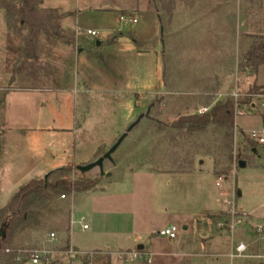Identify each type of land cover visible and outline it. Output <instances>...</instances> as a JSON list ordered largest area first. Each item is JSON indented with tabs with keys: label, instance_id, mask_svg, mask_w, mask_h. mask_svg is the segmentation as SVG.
<instances>
[{
	"label": "rangeland",
	"instance_id": "374dc122",
	"mask_svg": "<svg viewBox=\"0 0 264 264\" xmlns=\"http://www.w3.org/2000/svg\"><path fill=\"white\" fill-rule=\"evenodd\" d=\"M149 2L137 1L136 7V0H43L41 7L58 9L67 36H43L38 57L19 64L22 34L9 27L0 7V208L21 186L68 164L74 177L95 178L97 189L107 188L61 197L63 209L51 226L17 242L20 261L37 253V264H82L65 250L71 225V243L83 250L81 256L105 249L99 254H110L112 264H264V238L255 230L264 223V143L254 146V154L240 143L242 132L250 137L264 127V87L236 115L234 154L242 155L244 167L237 159L217 163L199 154L192 172L163 168L165 134L154 127L156 120L184 112L190 97L215 77L227 94L244 93L254 81L264 85V68L258 74L234 69L251 36L264 33V0H176L172 17ZM121 13L137 22H121ZM125 133L102 168L77 169ZM218 176L224 178L220 186ZM225 199L243 218L233 229L221 225L233 219ZM172 225L174 239L164 234ZM241 242L248 249L238 255ZM128 247L151 263L118 260L116 250ZM8 254L0 253L3 264ZM29 257L21 264H34Z\"/></svg>",
	"mask_w": 264,
	"mask_h": 264
},
{
	"label": "trees",
	"instance_id": "16d2710c",
	"mask_svg": "<svg viewBox=\"0 0 264 264\" xmlns=\"http://www.w3.org/2000/svg\"><path fill=\"white\" fill-rule=\"evenodd\" d=\"M140 5V0H137ZM149 4L158 12L159 4L163 6L169 17H172L176 0H149ZM41 0H24L19 5L14 0H0V7L5 10L9 27L16 33L22 34L23 47L19 63L25 59L38 57V46L43 36L49 39L61 37L59 28V14L56 8L41 7ZM264 68V33L253 34L248 48L239 56L236 68L238 74H258ZM221 82L215 77L201 92L190 97L183 105L184 112L178 113L172 120H156L154 127L165 134L168 152L163 156V168H170L174 172H192L197 155L214 156L231 164L240 157L234 154V140L238 126L236 112L238 107L252 106L253 98L259 94L264 85L256 81L250 88L239 93L237 97L227 95L217 98L221 91ZM202 107L208 108L200 113ZM156 115L162 116L159 106ZM264 125V113H260ZM212 136L208 141L206 137ZM240 142L250 153L254 154V146L259 142L242 132ZM249 158V157H246ZM240 161H238L239 164ZM218 167V164H217ZM229 166H227L228 170ZM156 170H159L157 168ZM97 186V180L91 177H74V166L64 165L49 172L47 180L33 179L21 186L10 198L7 205L0 208V253L8 252L10 259L7 264H21L30 259L27 253L20 261L18 246L16 245L25 235L32 231H43L49 228L63 209L61 196L70 197L86 193ZM70 220H71V216ZM68 236H69V231ZM67 243L65 250H69ZM14 251V252H11ZM98 253V254H97ZM99 250L79 256L82 264H112L110 254L100 255ZM49 256L45 257L48 260ZM20 261V262H19ZM0 264H3L0 258Z\"/></svg>",
	"mask_w": 264,
	"mask_h": 264
},
{
	"label": "built area",
	"instance_id": "2783aa9c",
	"mask_svg": "<svg viewBox=\"0 0 264 264\" xmlns=\"http://www.w3.org/2000/svg\"><path fill=\"white\" fill-rule=\"evenodd\" d=\"M119 18H120V21L123 23H130V22L136 23L137 22L136 18H133L130 14H126V13H121ZM87 33L91 36H94V37H100V35H101L98 30H94V29H88ZM238 94L239 93L227 94V93L219 92V93H217V98H223L227 95H233V96L237 97ZM259 97H260V103L259 104L262 108H264V94L259 95ZM206 110H208V108L202 107L199 109V112L202 113V112H205ZM237 112H236V115L239 113H242L240 106L238 107ZM249 135L251 138L255 139L257 142H259L261 144L264 143V127H263L261 132L254 130L252 132H249ZM223 181H224V178L222 176H218V181L216 184L218 186H220ZM61 197L64 198L65 196L62 195ZM224 204L226 206V210L228 211L229 215L233 219H232V223H229V221H226L221 225L222 226H228L229 224H231L230 228L233 229L236 224H240L243 222V220H242L243 218L241 215H239L237 213V209L235 207L234 202L225 199ZM84 228H88V225L85 224ZM255 230L261 239L264 238V223L256 225ZM164 234L169 236V238H171V239L176 238L177 237V227L175 225H172V226L166 228L164 230ZM55 238H56V234L54 232H51L50 240H55ZM247 249H248V245L241 242L236 246L235 251L238 255H242L244 252L247 251ZM43 253H46V252L43 251ZM67 253L69 254V257L71 260H75L76 258H79V256L82 255L81 254L82 252L75 250L73 247H70L69 250H67ZM90 253L92 255H94L93 252H90ZM115 254L117 255L118 260H120L122 262H129V261L135 262V260H139V259H144V261H146L145 253H142L140 250L118 251V252H115ZM231 256H233V257L235 256L234 252L231 253ZM31 257H32V262L34 264H37L40 262L39 254H37V253L32 254ZM146 262L151 263V258H148V260ZM90 264H95V263L92 260Z\"/></svg>",
	"mask_w": 264,
	"mask_h": 264
},
{
	"label": "water",
	"instance_id": "95a60500",
	"mask_svg": "<svg viewBox=\"0 0 264 264\" xmlns=\"http://www.w3.org/2000/svg\"><path fill=\"white\" fill-rule=\"evenodd\" d=\"M140 120V119H139ZM139 120L137 122H135L130 128L129 131L139 122ZM127 133H125L121 138H119V140L114 144L113 147H111L107 152H105L101 157H99L96 161L91 162L89 164H85V165H78L77 169H79L81 172H88L93 170L96 167H101L103 166V162L105 159H111L112 153H114L116 151V149L119 147V145L121 144V142L123 141V139L126 137ZM239 166L240 167H244L245 166V161L241 160L239 162ZM49 173H47L44 177L45 180H47ZM239 195H241V192L238 193ZM138 249H143V245H139Z\"/></svg>",
	"mask_w": 264,
	"mask_h": 264
},
{
	"label": "crops",
	"instance_id": "0c3cea01",
	"mask_svg": "<svg viewBox=\"0 0 264 264\" xmlns=\"http://www.w3.org/2000/svg\"><path fill=\"white\" fill-rule=\"evenodd\" d=\"M42 1H43V0H41V2H42ZM136 7H137V0H136ZM51 8H54V7H51ZM56 9H57V8H56ZM57 11H58V9H57ZM58 13H59V11H58ZM59 28H60V30H61L64 34H66L65 30L61 27L60 24H59ZM66 36H67V34H66ZM62 38H64V37H62ZM63 41H67V39H63ZM106 189H107V188H105V189H97V187H96V188L93 189V191H96V192H104V191H106ZM89 192H90V191H89ZM89 192L77 194V197L79 198V197H81V196L88 195ZM251 215H252V214H251ZM71 223H72V212H71ZM84 225H85V224H84ZM84 225H83V227H84ZM86 225H87V224H86ZM70 229H71V225H70ZM203 235H206V233H203ZM68 242H69L70 247H73V248H75L76 250H79V251H83V250L79 249L76 245H72V243H71V239H70V231H69V236H68ZM144 247H145V246L143 245V248H144ZM95 250H105V249H95ZM95 250H92V251H95ZM120 250L128 251V250H130V248L128 247V249H120ZM120 250H116V251H120ZM84 251H85V250H84ZM85 252H90V251H85Z\"/></svg>",
	"mask_w": 264,
	"mask_h": 264
}]
</instances>
